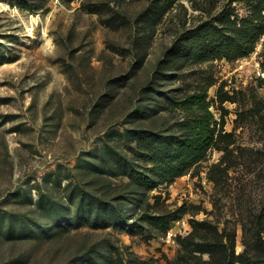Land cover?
Wrapping results in <instances>:
<instances>
[{
  "label": "rangeland",
  "instance_id": "obj_1",
  "mask_svg": "<svg viewBox=\"0 0 264 264\" xmlns=\"http://www.w3.org/2000/svg\"><path fill=\"white\" fill-rule=\"evenodd\" d=\"M168 1L0 0V264H179L192 220L244 251L242 224L264 214V36L246 58L184 67L175 45L227 0ZM199 87L234 134L230 161L210 151L140 187L132 167L157 174L134 136H180L166 102Z\"/></svg>",
  "mask_w": 264,
  "mask_h": 264
},
{
  "label": "trees",
  "instance_id": "obj_2",
  "mask_svg": "<svg viewBox=\"0 0 264 264\" xmlns=\"http://www.w3.org/2000/svg\"><path fill=\"white\" fill-rule=\"evenodd\" d=\"M168 2L163 0L165 6ZM237 3L244 5L245 15L238 12L235 5ZM206 13V18L187 30L174 47L173 56L181 58V65L193 68L219 60L232 62L256 52L257 45L264 36V0H227L218 14ZM261 67L264 73V59ZM208 98L207 89L199 87L181 98L167 100V111L183 114L184 120L179 124L180 136H162L154 133L148 138L134 136L140 145L147 143L150 146L146 164L152 167L146 166L145 169L151 174H157V178L145 174L139 176L132 167L128 176L137 185L152 190L157 185V180L173 182L205 162L210 151L224 153V159L215 168L221 167L226 160L230 161L228 157L230 147L234 144V134L225 132L224 122L217 120L211 110L213 102ZM218 99L221 104L233 100L222 92H219ZM262 213L251 226L242 224L245 249L239 254L235 249V234L228 232L226 228L221 230L209 220H192L191 233L179 240L181 251L178 263L264 264ZM153 222L158 225L167 224L163 218H148V223ZM206 256L207 259H204Z\"/></svg>",
  "mask_w": 264,
  "mask_h": 264
}]
</instances>
